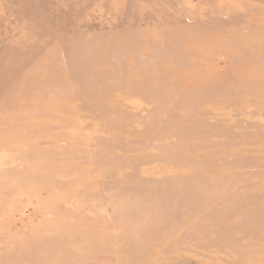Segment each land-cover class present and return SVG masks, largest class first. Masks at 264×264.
<instances>
[{"label":"rangeland","instance_id":"1","mask_svg":"<svg viewBox=\"0 0 264 264\" xmlns=\"http://www.w3.org/2000/svg\"><path fill=\"white\" fill-rule=\"evenodd\" d=\"M0 264H264V0H0Z\"/></svg>","mask_w":264,"mask_h":264}]
</instances>
